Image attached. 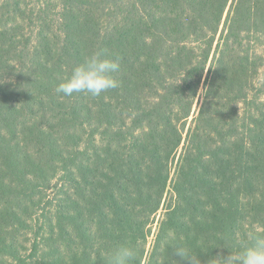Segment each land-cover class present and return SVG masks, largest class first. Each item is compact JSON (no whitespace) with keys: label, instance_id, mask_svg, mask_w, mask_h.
I'll return each instance as SVG.
<instances>
[{"label":"trees","instance_id":"obj_1","mask_svg":"<svg viewBox=\"0 0 264 264\" xmlns=\"http://www.w3.org/2000/svg\"><path fill=\"white\" fill-rule=\"evenodd\" d=\"M23 5L0 0V54H6L0 66L20 75L15 85L0 77V120L14 139L12 127L20 122L28 141L15 161L14 181L23 188L17 194L29 198L55 168L67 167L71 183L61 184L65 198L40 257L34 260V248L25 264H109L111 252L124 244L138 249L133 264H142L148 227L168 184L166 220L148 262L172 264L177 246L199 264L218 249L233 252L236 233L225 217L233 213V187L241 186L236 214L251 206L264 212V84L258 77L262 90L249 117L235 104L233 114L226 112L231 100L225 92L241 104L245 90L255 91L243 77L251 65L249 44L264 38V0H41L40 18L30 21L40 22L30 51L21 48ZM99 49L121 58L114 74L119 86L98 97L58 96L56 85ZM200 88L204 101L186 131ZM9 140L2 144L14 148ZM1 179L0 264H24L7 239V218L19 222L15 210L34 213L33 206L12 200L14 191ZM147 184L150 192L142 189ZM214 184L224 189L220 198H211Z\"/></svg>","mask_w":264,"mask_h":264},{"label":"rangeland","instance_id":"obj_2","mask_svg":"<svg viewBox=\"0 0 264 264\" xmlns=\"http://www.w3.org/2000/svg\"><path fill=\"white\" fill-rule=\"evenodd\" d=\"M25 2V5H23L24 11L27 12V15L23 16L22 21L20 22V25L25 29L23 32V39H20L22 44V49L26 47L27 51H30L34 47V41L35 38H37L38 33L40 31V22L37 23V21L32 25L31 20L32 16H37V18H40V1L41 0H23ZM29 6V7H26ZM53 7V6H52ZM51 7V8H52ZM30 10L34 13H30ZM57 13V12H56ZM1 20V19H0ZM2 24V23H1ZM0 24V27L2 26ZM12 24V23H11ZM249 63L251 64L249 67V72L247 74V77H243L245 82H248V84H252V87L254 86L255 91L249 92L251 89L245 90V96L247 99L243 100L241 104H237V93L233 96L232 92L227 93L228 91L225 92V96L227 99L231 100L230 106L226 109V112L228 114H233L232 108H234V104L238 105L240 110L242 111V115L249 117V114H252V116L255 114V108H256V100L259 99L261 91L262 90V85L259 83V78L261 77L260 80L264 84V38H257V40L251 44H249ZM5 53L0 54V62L4 64V59ZM256 63V65H254ZM253 66V67H252ZM254 71H256V74H254ZM0 77L3 78V82L5 83H10L14 84L15 82H18L17 78H19V73L14 72V71H2V68L0 66ZM3 74V76H2ZM207 71L205 78L207 76ZM257 75V76H256ZM260 75V76H259ZM258 78V79H256ZM203 88H200L199 94L197 98L194 101L193 108H192V114L191 118L188 121V125L186 126V131L188 128L191 126L193 118L196 117V114L199 111V108L202 105V102L204 101L203 98ZM264 104V100H263ZM257 118L258 116L255 115ZM261 119V118H259ZM253 121V119H251ZM41 121V118H40ZM20 122L16 121V125L12 127V131H16L18 133V136L14 139L12 138V135L8 134L7 132L4 131V128L6 126L4 125L5 122L3 120H0V177L2 178L1 180H4L3 182L7 183L5 185V190L11 189L14 192L11 194V198L13 197L12 200L15 202L18 201V203L21 201L23 204L22 206L27 207V208H32V211L34 213H23V211H16V215L20 218V221H16L17 218L15 216H10L7 218L9 221L11 227V237H7L8 241L13 244V246L16 248V251L18 252V256L22 259L23 263H29L27 260V257L31 255L34 252V248L37 251L35 252L34 260L39 256L40 257V243H45L47 242L51 234L47 233V228L50 226L52 222H54V215L57 213L56 211V206L59 202V200L64 199L65 195H61V192H66L63 190L61 187V184L66 186L67 184L70 183V174L69 169L67 167L62 168V169H54V171L51 173V177H49L48 183H45L41 181V188H36V189H31L28 191V195H30L29 198H25L21 194H17L18 192L22 193L23 188H20L19 184L14 181V168L17 167V163H15L17 157L23 156L21 153L28 144V141H25L27 138L26 135H22V127L19 125ZM254 125V122L252 123ZM253 129H256L254 127ZM14 134V133H13ZM15 136V135H13ZM25 138V139H24ZM5 139H10V142H13L14 148H10L6 146V144H2V142H5ZM19 142V143H18ZM32 144L31 140L29 141V147ZM4 145V146H3ZM32 151V150H31ZM183 153V149L179 150L177 157H180V154ZM178 158H176L173 162V164L170 165V172H171V177L174 176V172L176 169V166L178 165ZM29 166V165H26ZM58 166V165H57ZM46 170H49L47 168ZM68 171V172H64ZM28 172H31L29 169ZM41 174H39L40 176ZM42 176V175H41ZM44 176V173H43ZM5 178V179H3ZM260 178V186L262 190V197L261 199H264V171L261 173L259 176ZM12 182V183H11ZM1 186V184H0ZM215 186L212 191L215 192L216 196L211 197L212 199L214 198H220L222 196L221 190H224L222 187H218L217 185ZM17 187V188H15ZM231 185H228L229 188ZM171 188L172 185L168 184L166 193H168V196H165V200H163L164 205H162L161 210L156 214L155 220L150 224L148 227L151 230V233L148 237V244L146 245V254H145V259L143 260L142 264H150L148 262V257L150 256V251L152 248L155 246V241H156V236L159 230V226L161 223H163L166 220L165 214H166V204L169 201V198L171 197ZM241 186L235 185L233 187V192L235 194L234 201L230 200L229 204L232 205L233 208V213L230 214H225V217L229 218V226L231 230H234L236 233V247H234L233 252H237L242 250L245 246L250 243L251 238L254 235H259V234H264V212L261 211H255L256 207L251 206V210H241L239 211L238 214L235 212L238 210L237 209V204H238V198L240 197L239 189ZM142 189L145 190L146 192H150L151 185L147 184L142 186ZM63 190V191H62ZM68 190L72 193V189L68 188ZM1 192V189H0ZM218 195V196H217ZM260 197V195H258ZM24 201H23V199ZM20 200V201H19ZM245 202V201H244ZM34 203V204H32ZM64 204H67V200L64 202ZM210 214H212V211H208ZM213 214L218 216V217H224V215L221 213L219 210L213 211ZM212 214V215H213ZM1 224V222H0ZM13 238V241L12 239ZM248 242V243H244ZM244 243L241 246L238 247V244ZM227 250L230 251V249L227 248ZM1 253V252H0ZM224 255L225 257L228 256L229 254L226 253V248H221L218 249V252L215 254L214 258L210 259H203L202 264H210V261L215 259L218 255ZM149 255V256H148ZM172 258V264H186L187 259L183 260L181 258L175 259L173 253L170 255ZM6 260H9L8 258H5ZM163 257H159L156 260L162 261ZM171 259H168V262ZM11 261V260H10ZM40 261V260H39ZM151 264H155L154 262ZM164 264V263H163Z\"/></svg>","mask_w":264,"mask_h":264},{"label":"clouds","instance_id":"obj_3","mask_svg":"<svg viewBox=\"0 0 264 264\" xmlns=\"http://www.w3.org/2000/svg\"><path fill=\"white\" fill-rule=\"evenodd\" d=\"M120 69L119 56L110 55L105 49L93 51L71 68L67 78L56 85L55 92L62 97H72L74 94L98 97L119 86L114 74ZM137 255L135 246L124 244L111 252L109 264H133ZM173 255L199 264L198 257L191 256L182 246L175 247ZM210 264H264V234L254 235L242 250L229 252L226 257L218 255Z\"/></svg>","mask_w":264,"mask_h":264}]
</instances>
